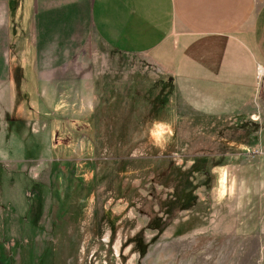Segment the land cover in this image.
Returning a JSON list of instances; mask_svg holds the SVG:
<instances>
[{"label":"rangeland","instance_id":"obj_1","mask_svg":"<svg viewBox=\"0 0 264 264\" xmlns=\"http://www.w3.org/2000/svg\"><path fill=\"white\" fill-rule=\"evenodd\" d=\"M91 43L85 130L57 143L52 121L22 144L7 134L26 125L15 107L39 115L37 81L31 103L0 97V264H264V198L248 194L264 179L241 165L255 123L193 115L138 55Z\"/></svg>","mask_w":264,"mask_h":264},{"label":"crops","instance_id":"obj_2","mask_svg":"<svg viewBox=\"0 0 264 264\" xmlns=\"http://www.w3.org/2000/svg\"><path fill=\"white\" fill-rule=\"evenodd\" d=\"M94 39L149 63L153 80L174 90L193 115L255 123L263 142L241 165L256 184L264 179V76L256 74L257 66L264 69V0H0V97L14 94L17 104L20 94L31 103L36 79L41 106L32 118L15 107L26 125H13L7 136L22 130L24 144L27 132L53 121L59 143L86 125L99 75L83 55ZM254 189L251 198H264Z\"/></svg>","mask_w":264,"mask_h":264},{"label":"built area","instance_id":"obj_3","mask_svg":"<svg viewBox=\"0 0 264 264\" xmlns=\"http://www.w3.org/2000/svg\"><path fill=\"white\" fill-rule=\"evenodd\" d=\"M259 73L263 74V72L259 71Z\"/></svg>","mask_w":264,"mask_h":264}]
</instances>
